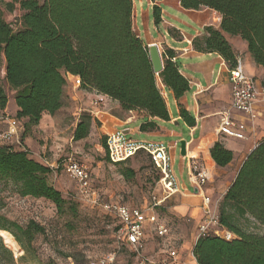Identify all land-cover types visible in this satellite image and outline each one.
Instances as JSON below:
<instances>
[{
  "label": "trees",
  "instance_id": "obj_1",
  "mask_svg": "<svg viewBox=\"0 0 264 264\" xmlns=\"http://www.w3.org/2000/svg\"><path fill=\"white\" fill-rule=\"evenodd\" d=\"M1 3H5L8 12L16 3L20 10L19 28L15 30L0 9V63L3 57L4 79L14 90L17 107L14 118L21 128V140L29 128L38 125L43 113L53 115L62 107L66 73L79 77L80 88L94 89L118 101L125 111L141 110L165 121L169 120V113L158 78L176 100L189 89L188 80L171 61L169 51L162 53V71L158 76L154 73L147 46L133 28L132 0H0ZM180 3L186 9L205 7L221 15L219 29L205 28L202 46L196 39L193 41L196 49L216 52L233 67L236 54L224 33L238 36L246 42L255 64L264 68V0H180ZM153 16L155 21L159 20L157 6L153 7ZM7 100L0 81V111L6 108ZM177 105L179 116L187 125H194L188 110L180 102ZM92 122V115L82 112L72 139L86 138ZM155 128L154 121L139 126L143 133ZM101 143L108 160L106 136H101ZM209 152L220 167L233 159L232 151L219 141L213 143ZM139 155L149 160L157 183L159 173L143 150L126 161L111 164H126ZM50 173L51 169L31 157L25 146L0 145V181L10 184L21 197L50 201L61 214L67 201L48 182ZM122 175L133 177L134 170L126 168ZM167 202L166 199L155 207L160 220L159 212ZM248 219L263 232H247L237 225ZM218 221L234 238L225 240L211 233L197 237L192 249L197 264H264V138L245 157L224 194ZM0 230L10 232L22 246L24 241L31 242L35 234L44 232L33 221L21 226L1 214Z\"/></svg>",
  "mask_w": 264,
  "mask_h": 264
},
{
  "label": "crops",
  "instance_id": "obj_2",
  "mask_svg": "<svg viewBox=\"0 0 264 264\" xmlns=\"http://www.w3.org/2000/svg\"><path fill=\"white\" fill-rule=\"evenodd\" d=\"M133 28L144 45L155 43L160 51L171 52V61L176 63L179 72L188 80L189 89L176 100L171 91L161 84L165 98L169 120L150 117L141 110L125 111L118 101L98 93L94 89H83L74 83L75 76L65 74L66 83L64 95L68 97L76 109V121L84 111L93 115L92 128H96L101 135L106 136L110 131L119 130L126 137L127 134H140L139 126L145 121H154L156 128L149 132H142L145 137L139 139L127 137L135 141H147L169 146L171 167L176 178L178 191L168 198L169 210L178 222L186 221L188 228L181 230L182 240L190 239L191 245L182 243L175 247L177 262L175 264H197L192 254L193 245L197 239L198 227L208 211H216L227 189L249 152L264 138V110L260 102L255 103L256 118L250 121L242 113L231 108V83L227 62L216 52L199 51L193 44L196 39L202 46L206 36L205 28L212 26L219 29L221 15L210 8L186 9L180 0H132ZM159 8V20L155 21L153 7ZM20 15V14H19ZM236 57L240 59L243 73L254 80L260 88L264 85V68L256 65L247 44L238 36L224 33ZM178 102H180L193 116L194 125L189 126L179 116ZM229 110L231 116L246 124V138L237 139L218 132L222 120V111ZM17 107L12 114L7 109L0 111V128L5 127L1 117H14ZM51 115L43 113L35 127L44 129L46 122L52 120ZM21 124V121H19ZM106 129V131H104ZM20 135L21 128L18 126ZM156 138V139H153ZM167 139V143L163 139ZM21 140V139H20ZM185 141V155L180 154V141ZM30 137L21 140L22 146L30 147ZM219 141L233 153V159L226 166L215 164L209 149L214 142ZM178 149L180 156V177L185 172L186 181L181 180L174 170V152ZM204 166L208 172V180L202 187L190 183V162L192 159ZM159 187V186H158ZM160 197L162 192L159 188ZM209 203H204V198ZM148 204V203H147ZM144 246L149 242L153 233L146 225ZM170 230L169 238L172 236ZM187 248L186 252L184 248Z\"/></svg>",
  "mask_w": 264,
  "mask_h": 264
},
{
  "label": "rangeland",
  "instance_id": "obj_3",
  "mask_svg": "<svg viewBox=\"0 0 264 264\" xmlns=\"http://www.w3.org/2000/svg\"><path fill=\"white\" fill-rule=\"evenodd\" d=\"M0 9L4 19L15 30L18 29L20 10L17 3L11 12L5 9V3L0 4ZM0 81L8 98L7 113L12 114L16 108L14 90L8 87L4 79L3 57L0 63ZM158 85L161 88L159 78ZM75 113V107L64 95L62 107L51 115L52 120L46 122L44 129L31 127L26 132L25 137L31 139L28 147L30 156L40 162L45 158L48 162L57 164L66 156L72 155L85 162L91 172L92 189L102 202L142 207L151 201L152 196H161L156 174L144 155H139L126 164H111L101 143L102 135L96 128H92V124L86 138L74 141L72 134L77 122ZM127 137L139 139L145 136L141 132L129 133ZM167 141L163 139V142ZM126 168L134 170L133 177L126 178L122 175ZM174 170L181 180L186 181L184 171L180 177L178 149L174 152ZM47 179L67 201L66 209L61 214L57 213L50 201L21 197L10 184L0 181V214L21 226L33 221L44 228L43 233L35 234L31 242L24 241L23 246L15 240L20 249L18 253L9 248L0 235V264H151L149 259L156 261L168 249H175L184 242L188 246L192 244L190 239L184 241L179 237L181 230L188 228V223L178 222L167 202L159 213L162 221L170 228L172 236L159 238L153 234L142 250L133 252V249L121 245L117 240V220L113 215L81 198L77 184L61 168L51 171ZM237 225L247 232H263L251 219L241 220ZM184 250L188 251L186 247Z\"/></svg>",
  "mask_w": 264,
  "mask_h": 264
},
{
  "label": "built area",
  "instance_id": "obj_4",
  "mask_svg": "<svg viewBox=\"0 0 264 264\" xmlns=\"http://www.w3.org/2000/svg\"><path fill=\"white\" fill-rule=\"evenodd\" d=\"M228 70L231 83V108L253 121L256 118L255 103L260 102L264 110V85L258 88L254 80L243 73L238 57H236L235 66H228ZM74 83L80 87L78 76H75ZM221 113L222 120L219 124L218 132L229 137L245 139L246 124L243 121L235 120L228 109ZM1 120H4L5 127L0 129V145L22 147L18 121L10 116L1 117ZM139 150L149 154L153 167L159 173L157 185L162 192L161 198L152 196L151 201L142 207L128 206L116 202H102L92 189L91 172L88 166L85 162L76 159L72 155L66 156L57 164L54 162L50 163L45 158L42 159V162L51 171H57L61 168L77 184L81 198L87 200L92 206L100 207L112 214L117 220V240L121 245L130 247L136 253L144 248L146 225H149L150 231L156 237L164 238L169 235L170 228L158 218L155 207L178 191L176 178L171 167L168 145L135 141L127 138L119 130L110 131L106 134V153L110 163L126 161ZM190 166V183L197 187H202L209 177L207 170L194 158L191 160ZM204 203H209L208 197L204 198ZM208 233L225 240L234 238L232 232L220 227L218 214L214 209L206 213L205 218L198 227L197 237ZM111 260L112 258L109 261ZM148 261L151 264H175L177 262V252L175 249H168L156 261L150 259Z\"/></svg>",
  "mask_w": 264,
  "mask_h": 264
},
{
  "label": "water",
  "instance_id": "obj_5",
  "mask_svg": "<svg viewBox=\"0 0 264 264\" xmlns=\"http://www.w3.org/2000/svg\"><path fill=\"white\" fill-rule=\"evenodd\" d=\"M148 49V55L150 62L152 64V68L156 76L162 71L163 69V58H162V52L160 51L157 44L152 43L150 45H147ZM180 154L182 156L185 155V141H180Z\"/></svg>",
  "mask_w": 264,
  "mask_h": 264
},
{
  "label": "bare ground",
  "instance_id": "obj_6",
  "mask_svg": "<svg viewBox=\"0 0 264 264\" xmlns=\"http://www.w3.org/2000/svg\"><path fill=\"white\" fill-rule=\"evenodd\" d=\"M0 235L3 238L4 243L9 248H12L16 253L20 252L17 242L9 232H7L6 230H0Z\"/></svg>",
  "mask_w": 264,
  "mask_h": 264
}]
</instances>
